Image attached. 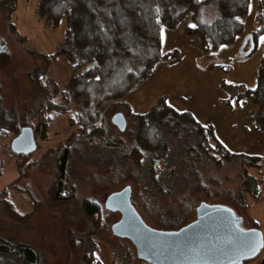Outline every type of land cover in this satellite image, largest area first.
<instances>
[{"label": "rangeland", "instance_id": "1", "mask_svg": "<svg viewBox=\"0 0 264 264\" xmlns=\"http://www.w3.org/2000/svg\"><path fill=\"white\" fill-rule=\"evenodd\" d=\"M38 4L39 0H18L17 10L8 18L0 6L2 96L6 107H14L23 116L21 120L23 128L26 127V122L37 121L36 114L42 106L50 107L51 97L48 98V95L51 92L56 88L61 92L68 91V82L72 75L65 58L47 59V55L55 54L61 46L67 27L66 22L63 20L58 28L51 29L40 19ZM256 7L257 0H253L246 20V30L251 21L254 22ZM190 22V17H187L180 29H185ZM11 23L14 24L15 31L10 29ZM175 50L178 51V55L173 59L183 54L178 46L172 48L170 52ZM167 67L162 70L161 75L166 78L168 88L162 89L156 97L150 98V102L142 109H146L145 112L149 111L161 97L166 96L167 102L177 110L189 111L197 121L208 125L206 123L211 122L214 113L211 109L210 117L207 119V113L200 109L202 106L198 101L199 95L197 97L200 90L193 93L184 81L172 77L178 68ZM38 73H47L53 77L49 76L53 82L47 86V91L41 90L37 83L35 77ZM157 84L156 82L155 85ZM242 84L253 88L257 86V81L254 77ZM260 93L262 105H258L256 108L259 112L252 115L255 130L256 125L261 126L255 117L264 112V84ZM136 95L144 99L141 89L137 90ZM51 99L62 105L68 103L60 92ZM82 100L71 99L70 106L73 105V108L79 106ZM221 102L227 105L223 98ZM126 104L124 101L122 104H104L101 122L107 127L106 134L98 136L94 142L77 143L79 152L73 156L68 168L69 185L75 183L77 186L75 188L77 197L71 201H55L52 197V187L58 173L57 155L51 152L52 148L57 147L59 142L65 141L72 132L78 130V127L68 125L69 113H51L52 119L46 134L41 132L38 135L39 148L29 156H19L11 151L12 137H0V160L3 163L0 172V192L20 178V187L30 190L40 203L26 220H20L10 213L5 203L0 202L1 238L34 246L40 264H83L86 255L93 250L99 256L100 264H111L114 259H118L117 264H121L123 253L133 264H152L137 257L138 251L131 238L119 237L112 230L113 224L120 220L121 215L107 209L105 202L111 193L122 190L127 185L132 187L134 207L147 224L156 229L168 231L191 224L197 217V209L206 203L222 204L232 208L241 218L245 229L261 230L264 234V153L257 155L258 160L255 159V163L252 164H246L247 159L236 156L217 165L204 154L199 156V153L187 151L186 148L195 146L199 140L193 131L194 127L189 126L180 135L165 134L169 151L163 154L162 160L157 161L159 167L154 171L157 177L151 179V182L147 180V183L142 182V175L146 171L132 159L123 156L134 146L131 134L133 121L127 114ZM235 105L237 102L230 108L234 110ZM119 112L126 117L125 130H120L112 122L114 115ZM232 116L236 117L235 114ZM214 122L220 126L218 121ZM249 135L250 137L246 136L248 144L259 147L260 143L256 144L257 135L252 134L254 137ZM109 140H122V143L113 145ZM193 169L202 177L204 189L197 188ZM178 174L184 181H177ZM245 174L252 176L253 181H257V183L252 181L253 188L257 186L258 189L254 193L243 189ZM85 199L100 204L101 215L97 217L101 216L102 222L87 217L82 203ZM9 200L20 213H27L34 208L30 197L15 189L10 190ZM243 264H264V250L255 258L245 260Z\"/></svg>", "mask_w": 264, "mask_h": 264}, {"label": "trees", "instance_id": "2", "mask_svg": "<svg viewBox=\"0 0 264 264\" xmlns=\"http://www.w3.org/2000/svg\"><path fill=\"white\" fill-rule=\"evenodd\" d=\"M252 1L39 0L37 11L45 25L56 29L64 20L67 26L61 46L55 54L47 55V59L65 58L72 75L68 82V91L61 92L56 88L48 95V98H55L60 92L64 99L68 100L67 105L53 102L54 99L50 98V107L42 106L37 111V121L26 122L25 126L34 129L37 139L41 132L46 134L52 119L51 113H69L68 125L78 127V130L72 132L65 141L59 142V145L51 151L57 155L58 173L52 187V197L55 201L76 199L77 186L75 183L69 185L68 168L73 156L79 152L78 142H94L98 136L106 134L107 127L101 122L103 105L122 104L126 96L137 90L151 77L160 62L170 61L178 55L177 50L163 53V29L165 27L177 29L187 17H190L191 25L185 28V32L189 37L198 38L201 41L203 54L209 55L219 51L223 46L232 45L244 34ZM17 2L18 0H0V6L3 7L7 18L17 10ZM9 27L15 31L14 24L11 23ZM263 36L264 0H257L255 27L252 31L255 46ZM224 70L229 72L231 68H224ZM49 76L47 73L36 74L35 79L43 91L52 81L53 77ZM263 84L264 54L258 67L256 87L250 88L225 80L221 82V87L230 93V97L226 100L229 107H232L235 102L240 103L243 99L251 100L254 104L261 106L260 92ZM2 89L0 79V137H12L13 140L23 128L21 126L23 116L14 107H6ZM71 99L83 100L79 106L73 108V105L70 106ZM127 106V114L133 121L131 134L134 138V146L123 156L126 159H132L146 171L142 175V182H151V179L154 180L157 177L154 173L159 167L157 161L162 160L163 154L169 151L165 134L180 135L189 126L194 127L193 131L199 137L195 146L186 148L189 152L199 153V156L204 154L217 165L236 156L247 159L246 164H252L255 163V159L258 160L257 155L236 152L228 148L218 137L213 124H202L191 112L177 110L167 102L166 96L161 97L158 103L145 113L133 112L132 108ZM258 115L257 121L261 127H264V112ZM256 127L261 130L260 126L256 125ZM109 142L114 145L122 143V140H109ZM37 143H39L38 140ZM39 146L40 144L37 149ZM11 151L19 156L31 154L16 153L12 147ZM2 168L3 163L0 160V172ZM192 171L197 188L204 189L202 177L196 169ZM245 176L243 189L254 193L257 186L253 188V182L257 183V181H253L252 176L246 174ZM176 179L178 182L184 181L180 174ZM20 180V178L16 179L0 192V202L5 203L14 217L26 220L40 206V203L36 201L30 190L20 187ZM11 189L30 197L34 205L33 210L27 213L16 210L13 202L9 200ZM68 189L70 190L66 192ZM82 203L87 217L102 222L101 216L97 217L101 215L99 203L89 199H85ZM137 257L148 261L140 257L139 253ZM99 260V256L93 250L86 255L83 264H100ZM117 263L118 259H114L111 264ZM0 264L40 263L34 246L27 243H14L0 237ZM121 264H133V262H130L123 253Z\"/></svg>", "mask_w": 264, "mask_h": 264}, {"label": "crops", "instance_id": "3", "mask_svg": "<svg viewBox=\"0 0 264 264\" xmlns=\"http://www.w3.org/2000/svg\"><path fill=\"white\" fill-rule=\"evenodd\" d=\"M188 25H191V22ZM254 27L255 16L254 22L253 20L251 21L247 30L245 27L244 34L238 37L232 45L223 46L219 51L209 55L203 54L201 41L198 38L189 37L185 29H180V27L177 29H163V53H168L172 48L178 46L183 54L173 59V61H163L157 65L151 77L137 89L142 90L144 99L138 98L136 95L137 90H135L134 93L125 97L123 101L132 108L133 112L144 113L146 109L142 108L146 103L150 102V98L156 97L162 89L168 88L166 78L161 75L162 70L167 66L176 67L178 71L172 74V77L176 80L184 81L189 89H192L193 93L200 90L197 97L199 95L198 101L202 106L200 109L207 113V119H209L212 109L214 118H211V122L206 124L215 126L220 140L228 148L236 152L251 153V155L263 154L264 128L260 126L261 130L254 129L255 121L253 116L255 115L254 113L259 112L256 108L258 105L248 99H243L232 110L228 105H224L221 102V98L227 100L230 96V93L221 87L223 80L229 83L242 84L245 80H252L255 77L257 81L258 67L264 54V36L255 46L252 40ZM185 52L188 54H185ZM224 68H231V70L226 72ZM156 82L158 83L157 85H155ZM197 83L198 85H196ZM249 101L251 104H249ZM233 114L236 117L232 116ZM258 117L259 115L257 114L255 119L257 120ZM214 120L218 121L220 126ZM249 134H256L258 138L256 144L260 143L262 147L258 145L259 147L256 146V148L253 144L249 145L247 142V137H250Z\"/></svg>", "mask_w": 264, "mask_h": 264}, {"label": "water", "instance_id": "4", "mask_svg": "<svg viewBox=\"0 0 264 264\" xmlns=\"http://www.w3.org/2000/svg\"><path fill=\"white\" fill-rule=\"evenodd\" d=\"M112 122L120 130L126 129L127 121L122 112L115 114ZM11 146L16 153L36 151L38 144L34 129L24 127ZM105 206L122 215L113 224V233L131 238L139 256L152 264H243L264 249L263 232L245 229L236 212L222 204L203 203L197 209L195 221L168 231L147 224L133 206L130 185L111 193Z\"/></svg>", "mask_w": 264, "mask_h": 264}, {"label": "flooded vegetation", "instance_id": "5", "mask_svg": "<svg viewBox=\"0 0 264 264\" xmlns=\"http://www.w3.org/2000/svg\"><path fill=\"white\" fill-rule=\"evenodd\" d=\"M132 203H133V200H132ZM133 206H134V203H133ZM116 212L120 213L119 211H116ZM120 215H121V213H120ZM121 216H122V215H121ZM120 219H121V218H120ZM196 219H197V217H196ZM196 219H195V220H196ZM241 223H242V222H241Z\"/></svg>", "mask_w": 264, "mask_h": 264}, {"label": "snow or ice", "instance_id": "6", "mask_svg": "<svg viewBox=\"0 0 264 264\" xmlns=\"http://www.w3.org/2000/svg\"><path fill=\"white\" fill-rule=\"evenodd\" d=\"M253 251H255V249H253Z\"/></svg>", "mask_w": 264, "mask_h": 264}]
</instances>
